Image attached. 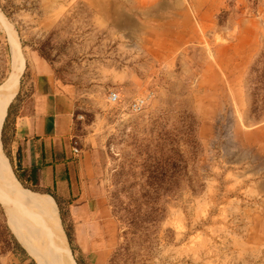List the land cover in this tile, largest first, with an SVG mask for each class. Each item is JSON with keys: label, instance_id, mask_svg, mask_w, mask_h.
Instances as JSON below:
<instances>
[{"label": "rangeland", "instance_id": "1", "mask_svg": "<svg viewBox=\"0 0 264 264\" xmlns=\"http://www.w3.org/2000/svg\"><path fill=\"white\" fill-rule=\"evenodd\" d=\"M0 15V88L13 41L24 67L37 56L71 90L66 144L80 153L57 195L74 262L264 264V110L251 113L245 81L264 49V0H0ZM81 203L98 217L86 229L69 211ZM8 206L0 234L26 252L0 244V264H69L40 210Z\"/></svg>", "mask_w": 264, "mask_h": 264}, {"label": "crops", "instance_id": "2", "mask_svg": "<svg viewBox=\"0 0 264 264\" xmlns=\"http://www.w3.org/2000/svg\"><path fill=\"white\" fill-rule=\"evenodd\" d=\"M70 92V88L56 81L44 60L30 56L17 95L8 105L5 128L8 157L5 158L11 173L17 163V173L24 185L54 190L57 199L61 186L68 187L71 182V155L66 144L72 119ZM69 211L71 216L80 214L90 218L81 223L75 220L74 226L86 229L98 220L96 211L90 210L88 204L71 205Z\"/></svg>", "mask_w": 264, "mask_h": 264}, {"label": "bare ground", "instance_id": "3", "mask_svg": "<svg viewBox=\"0 0 264 264\" xmlns=\"http://www.w3.org/2000/svg\"><path fill=\"white\" fill-rule=\"evenodd\" d=\"M12 34V33H11ZM14 50L17 51L16 59ZM17 45L15 42H11V56L12 61L17 63L16 75L14 77V81L10 86L6 89V84L0 88V131L1 126L4 121V117L6 115V110L8 105H10L11 100L15 96L17 89L18 78L20 77L23 68L24 61L19 53ZM11 77V76H9ZM11 79V78H10ZM11 82V81H10ZM0 201L6 207L5 209H11L8 205H15L16 208L26 210L25 213L29 215L31 209L40 210L43 214V217H39V223L42 230V237L54 248L58 254L64 257V261L69 264H75V262L71 258V254L69 252L64 233L60 226V221L58 218L56 206L49 196H40L35 195L33 193H29L23 190L16 180L13 178L11 171L9 169L6 158L4 157L1 151L0 145ZM14 207V206H12ZM19 211V210H18ZM59 255V256H60ZM58 256V257H59Z\"/></svg>", "mask_w": 264, "mask_h": 264}, {"label": "trees", "instance_id": "4", "mask_svg": "<svg viewBox=\"0 0 264 264\" xmlns=\"http://www.w3.org/2000/svg\"><path fill=\"white\" fill-rule=\"evenodd\" d=\"M245 81H246V93L249 98V109L251 113L255 115L256 113H259L260 111L264 110V49L258 55V57L256 58V61L253 63V65L248 70ZM8 115L9 114H8V108H7L3 127L1 129V144L3 146H4V142L6 141V139L3 141L2 135H3V129H5L6 127ZM18 169H19V165L17 163L16 165L14 164V166L12 167V173L15 179L20 184L24 185L22 183L21 177L17 173ZM30 187L33 189L32 186ZM49 196L53 199L58 209L60 223L63 226L64 217L60 209V200L57 199L54 195H49ZM64 234H65V238L67 240L70 250L73 251L74 248L71 246V237H70L69 232L65 230ZM0 244L3 246V248H8V249L10 248V251L13 253H21L22 255H24L25 253L24 250L18 245V243L16 242L12 234H10L8 229L5 227H4V232L0 234ZM75 263L79 264V262L77 261Z\"/></svg>", "mask_w": 264, "mask_h": 264}, {"label": "built area", "instance_id": "5", "mask_svg": "<svg viewBox=\"0 0 264 264\" xmlns=\"http://www.w3.org/2000/svg\"><path fill=\"white\" fill-rule=\"evenodd\" d=\"M117 99L116 95L113 94V93H110L109 94V101L110 102H115ZM145 104V99H137L135 100L131 105H130V108L133 112H137L139 111L142 106ZM69 151H70V155L72 157H78L79 153H80V150L79 148L77 147V144L75 142H72L71 145H70V148H69Z\"/></svg>", "mask_w": 264, "mask_h": 264}, {"label": "water", "instance_id": "6", "mask_svg": "<svg viewBox=\"0 0 264 264\" xmlns=\"http://www.w3.org/2000/svg\"><path fill=\"white\" fill-rule=\"evenodd\" d=\"M0 21L1 22H3V23H5V21L3 20V18L1 17V15H0ZM6 24V23H5ZM7 25V24H6ZM8 26V25H7ZM9 27V26H8ZM12 30V29H11ZM13 31V30H12ZM13 33H14V31H13ZM14 36H15V34H14ZM16 38V37H15ZM14 52V54H15V59H16V55H17V51L16 50H14L13 51ZM16 61V60H15ZM15 61H12V59L10 60V71H9V76H11V77H9L8 78V81H7V85H6V89L5 90H7L8 89V87L10 86V84H12L13 83V79H14V77H15V75H16V68H17V63L15 62ZM11 78V79H10ZM11 81V82H10ZM1 145V144H0ZM0 203H1V201H0ZM2 204V203H1ZM3 205V204H2ZM4 206V205H3ZM12 236L14 237V239L16 240V242L18 243V245L24 250V252H26L25 251V249L23 248V246L21 245V243L15 238V236L13 235V233H12Z\"/></svg>", "mask_w": 264, "mask_h": 264}]
</instances>
